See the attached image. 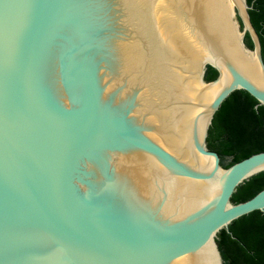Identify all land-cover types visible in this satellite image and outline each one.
I'll return each mask as SVG.
<instances>
[{
  "label": "water",
  "instance_id": "water-1",
  "mask_svg": "<svg viewBox=\"0 0 264 264\" xmlns=\"http://www.w3.org/2000/svg\"><path fill=\"white\" fill-rule=\"evenodd\" d=\"M252 9L0 0V264H227L220 234L264 214L233 202L264 152L209 143L234 93L264 107Z\"/></svg>",
  "mask_w": 264,
  "mask_h": 264
},
{
  "label": "trees",
  "instance_id": "trees-1",
  "mask_svg": "<svg viewBox=\"0 0 264 264\" xmlns=\"http://www.w3.org/2000/svg\"><path fill=\"white\" fill-rule=\"evenodd\" d=\"M254 27L260 35L264 49V0H248ZM247 44L253 48L251 39ZM210 70L208 80L216 79ZM258 102L248 93H234L215 117L210 131V146L223 157L238 163L254 154L264 152V107L256 109ZM264 189V173L239 188L233 202L250 200ZM230 230L220 234L219 245L227 264H264V214L257 211L235 222ZM235 237V238H234Z\"/></svg>",
  "mask_w": 264,
  "mask_h": 264
}]
</instances>
